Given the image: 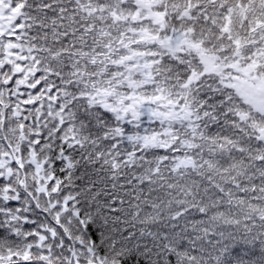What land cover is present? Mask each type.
Listing matches in <instances>:
<instances>
[{
	"label": "snow or ice",
	"instance_id": "6c2138e0",
	"mask_svg": "<svg viewBox=\"0 0 264 264\" xmlns=\"http://www.w3.org/2000/svg\"><path fill=\"white\" fill-rule=\"evenodd\" d=\"M0 264H264V0H0Z\"/></svg>",
	"mask_w": 264,
	"mask_h": 264
}]
</instances>
